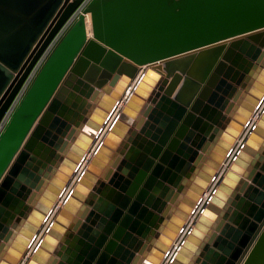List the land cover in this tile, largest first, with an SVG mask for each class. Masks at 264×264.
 <instances>
[{
	"label": "water",
	"instance_id": "1",
	"mask_svg": "<svg viewBox=\"0 0 264 264\" xmlns=\"http://www.w3.org/2000/svg\"><path fill=\"white\" fill-rule=\"evenodd\" d=\"M84 1L0 0V121ZM0 264H264V0H89L0 133Z\"/></svg>",
	"mask_w": 264,
	"mask_h": 264
},
{
	"label": "built area",
	"instance_id": "2",
	"mask_svg": "<svg viewBox=\"0 0 264 264\" xmlns=\"http://www.w3.org/2000/svg\"><path fill=\"white\" fill-rule=\"evenodd\" d=\"M89 2V0H85L82 5L80 6V8L68 19V21L65 23V25L61 28V30L57 33V35L54 37V39L52 40V42L48 45V47L46 48V50L43 52L41 58L39 59V61L37 62V64L35 65V67L33 68V70L31 71L30 75L28 76L25 84L23 85V87L21 88L19 94L17 95V97L15 98V100L13 101V103L11 104V106L9 107V109L6 111L5 115L3 116L2 120L0 121V133L2 132L4 126L6 125L7 121L9 120L14 108L16 107V105L18 104L20 98L22 97V95L24 94L27 86L29 85L30 81L32 80V78L34 77V75L36 74L37 70L39 69V67L41 66V64L43 63V61L45 60V58L47 57V55L49 54V52L51 51V49L54 47V45L56 44V42L59 40V38L62 36V34L64 33V31L66 30V28L75 20V18L77 17V15L79 13H81L82 9L84 6H86V4Z\"/></svg>",
	"mask_w": 264,
	"mask_h": 264
},
{
	"label": "bare ground",
	"instance_id": "3",
	"mask_svg": "<svg viewBox=\"0 0 264 264\" xmlns=\"http://www.w3.org/2000/svg\"><path fill=\"white\" fill-rule=\"evenodd\" d=\"M86 21H87L88 23H90V16H89V15L86 16Z\"/></svg>",
	"mask_w": 264,
	"mask_h": 264
}]
</instances>
